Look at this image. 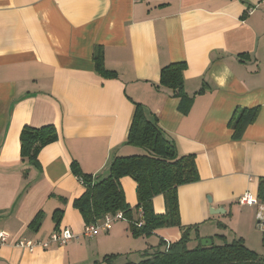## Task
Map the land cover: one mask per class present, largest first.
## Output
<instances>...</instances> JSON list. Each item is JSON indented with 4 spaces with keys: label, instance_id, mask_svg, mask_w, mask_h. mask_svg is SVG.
Segmentation results:
<instances>
[{
    "label": "crops",
    "instance_id": "obj_1",
    "mask_svg": "<svg viewBox=\"0 0 264 264\" xmlns=\"http://www.w3.org/2000/svg\"><path fill=\"white\" fill-rule=\"evenodd\" d=\"M97 46L116 76L97 71ZM182 61L193 97L187 112L160 85L161 69ZM136 102L156 116L180 154L195 155L200 179L178 191L182 225H198L201 238L216 244L242 238L260 247L257 206L237 200L246 191L258 196L264 179V0H0V228L11 233L0 245V264H124L155 247L152 236L138 237L148 241L135 246L127 219L83 236L86 222L74 206L86 187L73 161L97 176L108 173L116 155L138 152L126 144ZM257 106V119L235 140L234 112ZM49 124L58 139L41 150L36 168L22 160L20 134ZM121 183L135 208V180L125 176ZM153 205L156 213L166 211L162 194ZM58 209V228L80 238L33 251L15 245L47 240L57 230ZM181 233L171 226L152 235L172 242L165 234ZM110 254L118 256L105 261Z\"/></svg>",
    "mask_w": 264,
    "mask_h": 264
},
{
    "label": "trees",
    "instance_id": "obj_2",
    "mask_svg": "<svg viewBox=\"0 0 264 264\" xmlns=\"http://www.w3.org/2000/svg\"><path fill=\"white\" fill-rule=\"evenodd\" d=\"M94 61L97 71L103 77L116 76L114 71L105 67L103 50L99 46L95 47ZM186 69V62H173L164 66L160 73V85L171 89L173 95L181 98V109L184 112L190 109L193 102V97L185 91ZM259 112L258 106L238 108L234 112L229 126L234 130L235 140L242 138L246 128L257 119ZM57 139L58 133L54 124L42 127L25 126L20 134L22 160L40 168L41 150ZM126 144L136 147L138 152L116 155L107 174H86L82 172L77 161L72 162V171L82 179L86 187L85 192L74 200V206L80 210L86 224L97 223L106 214L122 211L135 238L151 236L158 228L171 226L179 227L182 233L180 238L172 242L161 239L158 247L146 249L138 260H128L124 264H264V255L249 248L242 238H236L230 243L213 242L209 246H203L198 226L182 225L178 191L181 185L200 179L195 155L180 154L176 143L166 135L156 116L149 117L142 103H135ZM125 176L132 177L137 184L138 203L135 208L126 200L121 183V178ZM159 194L164 196L166 205V211L161 214L155 212L153 205V198ZM258 197L264 201V179L260 181ZM135 211L141 212L138 218L134 216ZM42 214V211L39 212L33 223L39 225ZM62 214L60 209L54 213L56 229H59ZM220 226L224 224L220 223ZM192 232H196L194 238ZM193 239L198 240V243L191 248L189 245ZM117 256L110 254L104 260L112 262Z\"/></svg>",
    "mask_w": 264,
    "mask_h": 264
},
{
    "label": "built area",
    "instance_id": "obj_3",
    "mask_svg": "<svg viewBox=\"0 0 264 264\" xmlns=\"http://www.w3.org/2000/svg\"><path fill=\"white\" fill-rule=\"evenodd\" d=\"M253 9L254 8H249L248 12L251 13ZM80 180L82 181L81 178ZM237 202L240 205L257 206V224L264 230V201L250 191H246L238 198ZM123 219H125V216L122 211H118L116 214H106L101 221L86 224L82 235L86 237H94L101 232H108L116 221ZM139 224H141V222ZM80 236V234L72 231L70 228L63 227L53 231L47 240L43 241L22 238L17 240L15 245L33 251L37 247L47 248L51 242L65 245L70 241L80 238ZM10 237L11 233L9 231L0 228V245L7 243Z\"/></svg>",
    "mask_w": 264,
    "mask_h": 264
},
{
    "label": "rangeland",
    "instance_id": "obj_4",
    "mask_svg": "<svg viewBox=\"0 0 264 264\" xmlns=\"http://www.w3.org/2000/svg\"><path fill=\"white\" fill-rule=\"evenodd\" d=\"M198 226V225H197ZM256 226H257V228L261 231V233H262V235H264V230H263V228H261L257 223H256ZM205 227L206 228H208L207 230H206V232H214L213 231V225H211V224H206L205 225ZM223 227L222 226H220L219 224H215V229L217 230L216 232H220V230L222 229ZM176 231H178V230H176ZM205 232V231H204ZM193 234H196V232H192ZM132 234V233H131ZM130 234V235H131ZM198 234H199V236L201 235V232H200V230H198ZM217 233H215L214 232V235L212 236L213 238H215V240L217 239V235H216ZM152 236V237H151ZM150 237H151V239L149 240L150 242H154L153 244H154V248H156V247H158V245H159V242H160V237H159V235H156V234H154V235H151ZM165 236H167V237H169L171 240H173V241H175V240H177L175 237H171L170 235H168V234H165ZM131 239H132V241H134L133 243L135 244V246H144L145 244H146V242L148 241V237L147 238H139L138 240H137V238H135L133 235H131ZM201 237V236H200ZM194 238V237H193ZM204 238H207V237H204ZM202 239L203 238H201V240L200 241H202ZM198 243V240H192V243H190V245H189V247H191L192 248V246L194 245V244H197ZM217 243V242H216ZM164 248V247H163ZM257 252H259L260 254H263L264 253V243H263V240H262V242H261V245H260V247H258V249L256 250ZM138 260V259H137Z\"/></svg>",
    "mask_w": 264,
    "mask_h": 264
},
{
    "label": "water",
    "instance_id": "obj_5",
    "mask_svg": "<svg viewBox=\"0 0 264 264\" xmlns=\"http://www.w3.org/2000/svg\"><path fill=\"white\" fill-rule=\"evenodd\" d=\"M201 243L203 246H209L213 243V241L211 238H203Z\"/></svg>",
    "mask_w": 264,
    "mask_h": 264
}]
</instances>
